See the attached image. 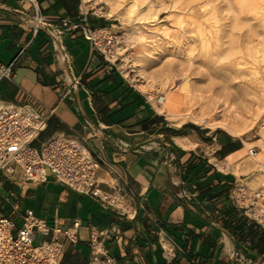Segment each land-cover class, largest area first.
<instances>
[{
	"label": "crops",
	"instance_id": "0c3cea01",
	"mask_svg": "<svg viewBox=\"0 0 264 264\" xmlns=\"http://www.w3.org/2000/svg\"><path fill=\"white\" fill-rule=\"evenodd\" d=\"M36 13L54 25H109L83 0H0V62L18 57L14 76L0 82V100L52 111L33 146L60 134L85 140L102 162L97 187L131 194L136 215L52 175L35 183L1 173L0 211L18 227L28 210L50 228L78 223L75 240L63 238L60 264H91L93 233L113 264H264V220L231 195L244 140L194 122L174 123L80 32L64 30L59 38L67 68L51 35L33 29Z\"/></svg>",
	"mask_w": 264,
	"mask_h": 264
},
{
	"label": "rangeland",
	"instance_id": "374dc122",
	"mask_svg": "<svg viewBox=\"0 0 264 264\" xmlns=\"http://www.w3.org/2000/svg\"><path fill=\"white\" fill-rule=\"evenodd\" d=\"M85 6L108 20L116 64L127 78L153 100L168 93L187 100L182 107L187 115L171 119L174 123L225 131L234 124L247 132L237 137L262 152L254 144L264 140V0H93ZM187 79L190 92L183 88ZM209 102L213 111L206 109ZM201 113L207 123H201ZM251 147L240 163L253 162ZM259 165L240 170L238 184L250 198V212L264 220L263 197H256L264 179ZM42 239L37 235L34 244Z\"/></svg>",
	"mask_w": 264,
	"mask_h": 264
},
{
	"label": "built area",
	"instance_id": "2783aa9c",
	"mask_svg": "<svg viewBox=\"0 0 264 264\" xmlns=\"http://www.w3.org/2000/svg\"><path fill=\"white\" fill-rule=\"evenodd\" d=\"M32 26L35 31L45 29L51 35L54 44H57L56 53L67 68L68 56L59 39L64 30L80 32L111 62L117 61L114 37L105 28L93 27L86 20H63L61 25H54L36 13L32 18ZM17 62L18 57L8 64L0 62V82L14 76ZM76 83L77 80L74 85ZM163 101V95L157 96L159 105ZM51 114L52 111H44L31 103L15 104L0 100V173L8 178L20 177L25 182L35 183L46 182L48 176L52 175L104 205L114 207L128 216L136 215L135 210H129L133 201L131 194L109 193L97 187L96 175L102 162L85 140L60 134L48 139L40 148L33 146V142L47 128ZM249 154H257L256 147L249 148ZM231 195L238 204L246 205V201H250L244 187L239 184L231 190ZM250 204L254 205L253 202ZM21 218L22 224L18 227L13 219L0 211V264H60L64 255L63 238L75 240L78 223L66 230L58 226L50 228L32 210L24 212ZM50 232V239L43 238L39 244H34L37 235L46 236ZM99 236L93 233L91 237V264H113Z\"/></svg>",
	"mask_w": 264,
	"mask_h": 264
},
{
	"label": "bare ground",
	"instance_id": "6f19581e",
	"mask_svg": "<svg viewBox=\"0 0 264 264\" xmlns=\"http://www.w3.org/2000/svg\"><path fill=\"white\" fill-rule=\"evenodd\" d=\"M93 0H84V4H88V3H91ZM109 15V14H108ZM142 16H143V14H141ZM141 17V16H140ZM109 28H105V30H108ZM164 30H166L167 31V29L166 28H164ZM169 34L167 33V36H168ZM144 36V35H143ZM170 36V35H169ZM141 39V38H140ZM263 60V59H262ZM188 82H189V79H187L184 83H183V88L185 89V90H189L188 92H190V89H189V84H188ZM187 95V94H186ZM189 95V94H188ZM191 95H192V93H191ZM164 97V101H163V103L161 104V105H157L156 107L158 108V111H160V113L162 112L164 115H167L168 117H170L169 119H173V120H179V118L181 119V117L183 116V115H187L186 113L184 114V113H182V107L184 106L183 104L185 103L186 104V102L185 101H187V100H183V98L184 97H182L179 93H168L167 95H164L163 96ZM186 98V97H185ZM189 97H187L186 99H188ZM193 99H194V97H192ZM190 99V98H189ZM195 101V100H194ZM210 101V100H209ZM212 103H214L215 104V102H213V101H211ZM211 102H209L210 103V105L208 104V106H207V104H206V106H207V111H213L214 110V108H215V106L213 107V105H211ZM187 103H189V105H190V102H187ZM191 103H193L192 101H191ZM208 103V102H207ZM156 105V104H155ZM192 105V104H191ZM190 105V106H191ZM194 105V104H193ZM205 106V105H204ZM204 106H202V107H204ZM205 106V107H206ZM194 107V106H193ZM204 107V108H205ZM191 108H192V106H191ZM191 108H189L188 110L190 111L191 110ZM185 109H186V107H185ZM217 109V108H216ZM187 110V111H188ZM192 110H194L193 108H192ZM195 111V110H194ZM202 111V110H201ZM203 111H206V110H204L203 109ZM188 113V112H187ZM191 113V112H190ZM203 114H204V112H202ZM201 113V114H202ZM194 114V113H193ZM192 114V115H193ZM203 114L201 115L202 117H201V119L203 118ZM196 115H197V113H196ZM188 116H189V114H188ZM198 117H199V115H197ZM204 116H205V114H204ZM186 117V116H185ZM188 118V117H187ZM197 118V117H196ZM195 117H193V119H196ZM207 118H209V117H207ZM168 119V120H169ZM185 119V118H184ZM184 119H183V121H184ZM198 119H200V118H198ZM197 119V120H198ZM200 119V120H201ZM202 121H205L206 122V120L205 119H202L201 120V123H202ZM196 122V121H195ZM209 122V121H208ZM210 122H211V120H210ZM184 123V122H183ZM207 123V122H206ZM181 124H182V120H181ZM209 124V123H208ZM264 124V123H263ZM212 125V124H211ZM238 125V124H237ZM260 127H262V126H260ZM225 128H226V131L227 132H229L230 134H232V135H235V136H240V135H244V134H246L247 132H244V130L243 129H241V128H239V127H237V126H235L234 124H226V126H225ZM262 129V128H261ZM262 131V130H261ZM244 147H243V149H241V151L240 152H237V153H240V154H243V153H245L246 152V148H248V147H251L252 145H250L251 143L250 142H248V141H245L244 140ZM255 146H260L261 148H262V152H260L259 151V153H257V154H255V155H257L255 158L254 157H252L253 158V162L251 163V162H245L244 164H240L239 166H241V170L243 171V170H251V169H255L256 168V166H257V163H259L260 165L259 166H264V140H261V139H259V140H257V141H255V144H254ZM249 150V149H248ZM248 153H249V151H248ZM245 155V154H244ZM250 155V154H249ZM254 155V156H255ZM239 155H237V157H238ZM235 158V157H234ZM233 158V159H234ZM235 159H237V158H235ZM255 160V161H254ZM248 161H250V160H248ZM228 164H229V161L227 162ZM253 163H255V164H253ZM231 164V163H230ZM238 166V167H239ZM255 167V168H254ZM229 169V168H228ZM236 169H237V167H236ZM239 169V168H238ZM239 172H240V170H239ZM260 182L262 183V192H261V194H259V193H257L256 195L257 196H259L260 197V199L263 197V200H264V179H261L260 180ZM261 185V184H260Z\"/></svg>",
	"mask_w": 264,
	"mask_h": 264
},
{
	"label": "trees",
	"instance_id": "16d2710c",
	"mask_svg": "<svg viewBox=\"0 0 264 264\" xmlns=\"http://www.w3.org/2000/svg\"><path fill=\"white\" fill-rule=\"evenodd\" d=\"M92 22H93V24L97 25V22H95V21H92ZM102 24H104V22Z\"/></svg>",
	"mask_w": 264,
	"mask_h": 264
}]
</instances>
